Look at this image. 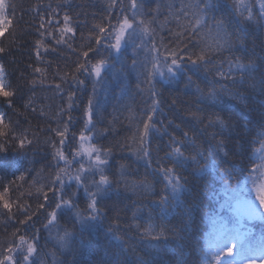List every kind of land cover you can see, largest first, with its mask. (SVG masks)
Masks as SVG:
<instances>
[{
    "label": "trees",
    "instance_id": "1",
    "mask_svg": "<svg viewBox=\"0 0 264 264\" xmlns=\"http://www.w3.org/2000/svg\"><path fill=\"white\" fill-rule=\"evenodd\" d=\"M137 2L143 5L137 10L129 7V0H118V6L109 10L107 0H6L11 5L7 12L13 20L14 30L10 29L11 35L6 32L4 36H0V47L7 50L5 54H0V64L5 67L4 82L10 85L8 90L16 95L13 97L12 107L0 97V112L6 113L8 121L14 127L18 124L17 131L23 129L28 139L33 140V145L23 150L9 151L7 155L0 154V169L3 170L0 171V176L6 172L11 179L13 172L17 177L24 174L26 183H17L22 185L23 193H33L32 198L26 202L33 208L43 202L36 199L32 185L36 182L35 187L44 186V191H47L48 184L59 168H65L64 160L54 159L56 149L52 147L59 140L55 130L64 124H68L69 134L61 150L69 161L66 170L70 174H76L81 164L88 169L92 163L86 162L87 155L81 156L77 152L81 143L80 132L86 127L91 132L85 134L92 135L89 146L94 144L98 149H103L101 157L108 160V164L102 167L110 179L111 188L98 203L104 214L102 221L93 228L82 231L79 223L71 220L70 212H65L62 217L58 213L60 224L73 232L74 238L69 250H61L56 244L55 230L50 234L42 227L46 223L45 212L54 208L55 200L51 192L48 193L46 208L30 222V225L34 223V227L21 228V233H26L27 237H31L35 229H39L38 251L42 254L43 264H139V258L151 260L153 264H181L186 258L189 264H196L198 257L202 255L198 251V246L204 243L201 237L211 230L212 218L221 213L229 214L227 209L221 207L226 200V180H222V173L215 170L203 176L194 175L196 165L191 162L184 169H179L178 174L187 181V190L182 193V199L189 204L193 201L199 203V207L194 210V224L183 232L185 239L182 242L156 241L144 235L148 229L159 231L161 228L181 226V216L178 215L182 211L180 207L170 203L168 210L162 212L157 203L161 195L167 194L166 180L159 169L172 166L166 155L171 151L168 146L169 134L183 140L184 133L187 132L212 159L221 161L222 168H232L233 188L238 181L244 179H248V186L252 187L249 172L259 163L256 149L260 148L261 137L258 133L264 129V95L248 86L252 82L250 80L233 84L231 80H222L215 73L219 70L227 75L231 62L233 75H238L235 61L240 58L245 64L255 61L259 66L255 73L257 80L264 74V23H241L238 16L230 14L231 8L208 13L209 26L212 25L213 18L224 19L232 42L231 51L225 48L218 52L211 58L207 70L201 68L197 71L191 65H186L185 71L173 81H166L159 76L155 78L154 88L160 94L162 111L154 118L160 132H153L147 143L150 163L134 154L136 146L132 137L141 123V118L151 108L152 100L148 91L149 85L143 82V76L138 75V71L142 69L139 65L136 70L131 67V60L137 58L131 44L124 49L123 56L113 50V57L110 59L114 63L103 74L102 82L96 83L86 73L78 74L79 79L84 81L82 85L70 79L62 82L61 77L74 71L81 59V52L90 43V36L95 35L93 26L104 22L109 15L114 17L112 24L115 25V18L121 16V8L130 18L135 11L137 19L143 17L150 21L156 40L159 42L162 38L165 47L173 46L170 43L171 32L177 30L173 12L179 13L184 0ZM252 2L255 4V0ZM157 6L159 11H156ZM253 12L259 14L258 5H255ZM65 13L72 17L70 23L75 34L64 37L67 43L56 44L53 35L59 38V28L63 26ZM48 21L52 23L49 24ZM57 21L60 23L57 24ZM41 23L44 24L43 28L39 27ZM49 32L53 35H49ZM143 39L146 46L139 50L141 61L149 56L147 49L151 46L148 43L151 37L144 36ZM37 40L43 41L39 58L35 54ZM204 40L212 44L213 36L206 35ZM109 41L114 42V39L109 36L98 46V54L91 53L89 58L95 61L104 56L108 51ZM92 46L97 47L94 43ZM44 48L49 50L45 52ZM189 48L191 49V45ZM161 52H164V47H161ZM150 55L154 57L156 53ZM35 67L46 71L34 72ZM121 67L124 71L117 72ZM188 77L192 78L191 82ZM32 81L36 82L33 84ZM57 84L61 85L59 89L56 88ZM197 87L201 91H197ZM213 90L216 93L215 98L201 100V93L207 97ZM70 92H75L76 96L70 113L73 119L68 123L63 110L68 108ZM237 93L244 95V104L247 107L230 98ZM90 98L93 99L92 124H88L86 116ZM173 100L175 104L172 103ZM197 111L200 121L193 120L191 116L192 112ZM214 114H219L225 121L230 122V130L221 133L218 127H208V120H215ZM161 121L167 126L166 130L161 127ZM169 121L173 123L169 124ZM176 125L180 127L177 128ZM212 132L217 133V140L225 139L229 161H225L216 151L215 142L209 135ZM237 142L243 147L242 155L237 154ZM57 148H60L58 144ZM108 148L112 149L110 154L107 153ZM191 154L194 151L189 148L186 155ZM94 155L95 153L93 160ZM233 164L235 167H232ZM95 179L99 180L98 170L95 172ZM145 181L151 186L148 194L143 186ZM65 191L69 195L76 192L75 181L66 183ZM74 199L81 210L86 209L87 194L83 188H79ZM4 212L0 208V249L6 248L13 239L12 233L19 227L17 221L23 218L17 214L15 219H10ZM13 212H16L15 208ZM244 223L246 228L252 229L257 240L264 234V220L257 218ZM110 228L112 232L109 231ZM113 233L119 235L121 241L115 240Z\"/></svg>",
    "mask_w": 264,
    "mask_h": 264
},
{
    "label": "snow or ice",
    "instance_id": "2",
    "mask_svg": "<svg viewBox=\"0 0 264 264\" xmlns=\"http://www.w3.org/2000/svg\"><path fill=\"white\" fill-rule=\"evenodd\" d=\"M255 5L259 6L258 15L253 12ZM10 6L6 3V0H0V36H4L6 32L9 35L12 34L10 29H13V20L9 18L7 12ZM107 6L109 10L115 9L118 6V0H107ZM142 6V3L138 4L137 0H129V7L133 10H137ZM221 8H231L230 14L238 16L241 23H264V0H255V4L252 0H184L179 13L173 12L177 30L171 32L172 40L170 43L173 46L169 48L163 45L162 38L159 42L156 40L155 30L151 28L150 21L143 17L137 19L135 11L132 18H130L124 14V9L121 8V16L115 18L117 21L115 25L112 24L114 17L109 15L104 22L93 26L95 35L90 36V43L87 45L86 50L81 52V59L77 62L74 71L65 73L61 80L63 82L66 79H70L76 84L82 85L84 81L79 79L78 74L86 73L92 76L96 83L102 82L104 79L103 74L114 63L110 59L113 57V50L123 56L124 49L131 44L133 54L137 57L131 60V67L136 70L139 65V68L142 69L138 71V75L143 76L145 78L143 82L149 85L148 91L152 100L151 108L146 112L145 117L141 118V123L136 127V133L132 137L136 146L134 154L150 163V152L147 143L153 132H160V128L157 127V121L154 118L162 111L160 108V94L154 88L155 78L159 76L166 81H173L180 73L185 71L186 65H191L197 71L201 68L207 70V65L211 62V58L217 55L218 52H222L225 48L231 51L232 42L229 39L230 34L226 30L224 19L213 18L211 26L207 23L208 13ZM156 11H159V6H157ZM71 21L72 17L65 13L63 15V26L59 28V38L51 32L48 33L53 35L56 44L67 43L64 37L68 34H75ZM48 23L51 24L52 21H48ZM56 23L59 24L60 21ZM39 27L43 28L44 24L41 23ZM41 35L43 36L44 33H41ZM206 35L213 36L212 44H208L204 40ZM109 36L114 39V42L109 41L107 43V53L95 61L90 59V54L97 53L98 46ZM144 36L151 37L148 41L151 46L147 49L149 56L145 58V61H141L139 60V50L144 49L146 46L143 39ZM93 43L97 47H93ZM36 45L35 54L39 58L43 41L37 40ZM190 45L191 49L189 48ZM161 47H164L163 53L161 52ZM197 48L198 50H193ZM48 50V48H44L45 52ZM6 51L4 47H0V54H5ZM153 52L156 53L154 57L150 55ZM258 67L255 61L245 64L240 58H237L235 68L238 75H233L231 62L227 75L219 70L215 74L222 80H231L233 84L244 83L246 79L250 80L252 82L248 86L264 95V74L258 80L255 75ZM33 70L37 73L46 71L39 67H35ZM116 71L123 72L124 69L121 67ZM4 73L5 67L0 64V97L4 98L9 107H12L14 104L13 97L16 93L8 90L10 85L5 84ZM188 80L191 82L192 78L188 77ZM35 82L32 81L33 84ZM60 87V84L56 85L57 89ZM197 91L201 90L197 87ZM93 94H95V84L93 86ZM215 95V90L208 93L207 97L201 93V100L215 98ZM75 96V92L68 94V108L63 110L64 114L67 115L68 123H71L73 119L70 113ZM230 98L244 104L245 97L242 93L231 95ZM172 103L175 104V100ZM244 106L247 107L246 104ZM214 115L215 120L209 119L208 127H218L221 133L230 130L232 127L230 122L225 121L219 114ZM86 116L88 124H92V98L87 102ZM191 116L193 120H201L198 111L192 112ZM160 123L161 127L166 130L167 126L162 121ZM171 123L173 122L169 121V124ZM176 127L179 128L180 125H176ZM18 128V124L14 127L8 121L6 113L0 112V154L7 155L9 151H19L33 145V140L28 139L23 129L17 131ZM86 132H91V129L86 127L80 132L79 141L81 143L77 152L81 156L87 155L92 163H90L88 169H85L81 164L76 174L73 175L66 170L69 161L61 150L68 139V124H64L55 130V135L59 137V140L52 144V147L56 149L54 159L57 161L64 160L65 168H59L48 184L47 191H44V186L35 187L36 182H33L32 187L35 189L36 199L43 201L38 203L35 208L26 202L27 199L32 198L33 193L31 191L23 193L21 191L22 185L17 183V181L26 183L24 174L17 177L15 172H13V178L11 179L8 178L6 172L0 176V208L5 210L3 214L9 216L10 219H15L17 214L23 217L17 221L19 227H16L12 233L13 239L8 242L6 248L0 249V264H38V261L39 264H43L42 254L38 251L39 229H35L32 236L27 237L26 233H21V228L34 227V223L30 225V222H33V218L46 208L49 201V192L52 193L55 204L51 211L45 212L46 223L42 227L48 230L50 234L53 230L56 231L55 242L61 250L70 249L74 236L68 227H63L60 224L58 213L62 217L65 212H70L72 214L71 220L79 223L82 231L89 230L102 221L104 214L101 208L98 207V203L111 188L110 179L105 174L104 167H102L108 164V160L101 157L103 149H98L94 144L85 147V144L92 140V135H86ZM169 135L168 146L171 151L166 155L171 160L172 166L159 169L166 180L165 192L167 194L161 195L157 203L161 206L162 212L168 210L170 203L173 206L180 207L182 211L178 215L181 216V226L171 229L161 228L159 231L148 229L144 235L150 236L152 240L156 241L175 240L182 242L185 239L183 232L190 229L194 224V210L199 207V203L193 201V203L189 204L182 199V193L187 190V181L178 174V170L184 169L191 162L196 165L194 169V175L196 176H203L213 170L222 173L221 179L226 180L224 184L226 200L221 207L227 209L229 213L228 215L221 213L212 218L211 230L201 237L204 243L198 246V251L202 255L198 257L196 264H264V234L257 240L253 235L252 229L246 228L244 223L246 220L252 221L257 218L264 220V129L258 133L261 137L260 148L256 149V152L259 153V163L255 164L254 168L249 172V178L252 182L251 188L248 186V179L238 181L235 188H233L232 168H222L221 161L212 159L205 149L198 145L187 132L184 133L183 140L178 139L175 135ZM209 135L215 142L216 151L223 156L225 161H229V153L225 150V139L217 140V133L215 132L209 133ZM57 144L60 148H57ZM189 148L194 151V154L186 155ZM237 148V154L242 155L243 147L239 142H237ZM111 151V148L107 149V153L110 154ZM72 159H75V155L72 156ZM121 167L123 168L124 166L121 165ZM232 167H235V165L233 164ZM97 170L99 171V180L95 179ZM0 171L3 170L0 169ZM84 173H88V175H82ZM72 181H75L77 191L69 195L65 191L66 183L70 184ZM143 186L146 194H148L151 186L146 181ZM79 188H83L87 194V206L84 210L78 207L74 199L78 194ZM14 208L16 209L15 213L13 212ZM109 231L112 232V229L110 228ZM113 238L117 241L122 239L115 233H113ZM52 255L55 256V253H52ZM139 264H153V262L139 258ZM181 264H189V262L185 258Z\"/></svg>",
    "mask_w": 264,
    "mask_h": 264
},
{
    "label": "rangeland",
    "instance_id": "3",
    "mask_svg": "<svg viewBox=\"0 0 264 264\" xmlns=\"http://www.w3.org/2000/svg\"><path fill=\"white\" fill-rule=\"evenodd\" d=\"M89 144H90V142L87 144V146L86 147H88L89 146ZM86 162H90V160H89V158L87 157V159H86ZM74 182V181H73Z\"/></svg>",
    "mask_w": 264,
    "mask_h": 264
}]
</instances>
